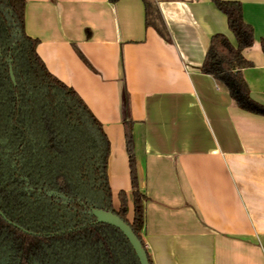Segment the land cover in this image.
Listing matches in <instances>:
<instances>
[{"label":"crops","instance_id":"obj_1","mask_svg":"<svg viewBox=\"0 0 264 264\" xmlns=\"http://www.w3.org/2000/svg\"><path fill=\"white\" fill-rule=\"evenodd\" d=\"M227 1L242 3L254 29L244 53L253 66L242 72L264 106V0ZM25 2L39 56L103 125L114 207L127 192L132 219L127 98L152 264H264V116L234 105L201 71L214 35L235 44L212 0H153L170 42L146 27L142 0Z\"/></svg>","mask_w":264,"mask_h":264},{"label":"trees","instance_id":"obj_2","mask_svg":"<svg viewBox=\"0 0 264 264\" xmlns=\"http://www.w3.org/2000/svg\"><path fill=\"white\" fill-rule=\"evenodd\" d=\"M142 2L146 27L170 42L157 5ZM212 2L225 15L235 44L224 34L214 35L201 71L215 79L234 105L264 116V106L251 98L242 72L253 66L244 53L255 45L254 29L244 19L242 3ZM25 6V0H0V264H140L124 234L96 224L90 207L125 221L152 264L143 238L147 197L140 187L127 98L123 115L132 219L127 192L118 194L119 207H114L111 143L102 123L72 87L48 70L38 54L40 41L25 31ZM260 47L264 54V39Z\"/></svg>","mask_w":264,"mask_h":264},{"label":"water","instance_id":"obj_3","mask_svg":"<svg viewBox=\"0 0 264 264\" xmlns=\"http://www.w3.org/2000/svg\"><path fill=\"white\" fill-rule=\"evenodd\" d=\"M1 55H2V48L0 44V56ZM10 76L13 83L16 84L12 67H10ZM51 194L55 195V193H51ZM89 214L96 219L95 221L96 224H107L119 229L131 244L140 264H150L147 252L144 249L141 241L133 232L132 228L125 221H123L117 214L105 209H99L95 207H90Z\"/></svg>","mask_w":264,"mask_h":264}]
</instances>
